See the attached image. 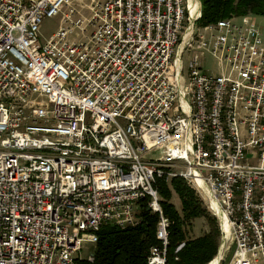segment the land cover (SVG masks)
I'll list each match as a JSON object with an SVG mask.
<instances>
[{
    "label": "built area",
    "instance_id": "obj_1",
    "mask_svg": "<svg viewBox=\"0 0 264 264\" xmlns=\"http://www.w3.org/2000/svg\"><path fill=\"white\" fill-rule=\"evenodd\" d=\"M189 5L0 0V264H79L102 226L139 224L143 200L146 262L170 264L156 180L174 177L224 221L217 264H264V40L251 16L197 25Z\"/></svg>",
    "mask_w": 264,
    "mask_h": 264
},
{
    "label": "trees",
    "instance_id": "obj_2",
    "mask_svg": "<svg viewBox=\"0 0 264 264\" xmlns=\"http://www.w3.org/2000/svg\"><path fill=\"white\" fill-rule=\"evenodd\" d=\"M201 16L198 25L215 23L231 16L253 15L264 17V0H200ZM171 188L165 179L156 180L160 194V205L170 220L168 260L173 262L176 246L184 242V247L177 253L178 261L173 264H206L217 251L219 230L216 222L208 218L201 203L187 183L179 177L170 180ZM172 191L181 203V213L170 202ZM147 202L140 203V222L136 226L120 228L104 225L97 232L96 250L93 262L80 261L79 264H147L146 258L150 247L158 245L155 238L157 215L150 213ZM197 217L207 218L210 233L202 237L187 240L183 226L185 222Z\"/></svg>",
    "mask_w": 264,
    "mask_h": 264
},
{
    "label": "rangeland",
    "instance_id": "obj_3",
    "mask_svg": "<svg viewBox=\"0 0 264 264\" xmlns=\"http://www.w3.org/2000/svg\"><path fill=\"white\" fill-rule=\"evenodd\" d=\"M196 3H195L196 4L195 7H197L198 5L201 7V1L200 0H196ZM247 16H251L252 19L254 17L253 15H250V14H248ZM233 17L237 18V17H240V16H233ZM254 18H255L256 23L258 25L257 27L260 30V34L262 36V39L264 40V21H262L260 19L261 17H254ZM223 19H225V18H223ZM220 20H222V19H220ZM58 24H59V18H57V17L45 19L42 22V25H41V33L45 37H48L49 35H51L57 29ZM186 59H187V54H184L183 57H182L183 66H184V75L186 73V68H185L186 67ZM203 70L211 72V73L219 74L220 67L218 66V63L211 56H209L207 54L205 56L204 60H203ZM169 182H167V185H168L169 188H171V185H170ZM185 182L187 183V181H185ZM187 185L192 190H194L195 196L198 198V200L201 203V207L205 210L206 214L208 215V218H212V219L215 220L216 225H217L218 230H219V235L217 237L218 245H217L216 254L206 264H211L219 256H222V259L225 258V257H228L230 252H231V249H232V245H231L232 238L229 235L226 234L227 230L225 229V227H223L221 215H220L218 209L216 208V210H215V208L212 207L211 200H210L209 196L207 195L206 191H204L202 189H196V188L192 187L188 183H187ZM158 195H159L158 197L161 200L160 194H158ZM144 201L146 202L147 200H144ZM170 202L174 205L175 209H177V211L181 213V211H180L181 210L180 200H179L178 196L173 191H172V197L170 199ZM161 210H162L163 215L167 219H169L164 214L162 206H161ZM150 213L153 214L152 211ZM137 215H139V217H140V205L138 207V214ZM210 228H211V226H210L207 218L197 217V218H195L193 220L185 222V224L183 226V231H184L185 238L187 240H192V239H196V238L202 237V236H204L206 234H209L210 233ZM221 247H222V249H221ZM95 250H96V244L94 246H89V247L86 246L83 249V252H81L82 261L93 262L94 255H95ZM87 255L89 256V259H88V257H86ZM220 262H222V260ZM169 263L170 264L176 263V261L174 260V257H173V262L169 261Z\"/></svg>",
    "mask_w": 264,
    "mask_h": 264
},
{
    "label": "bare ground",
    "instance_id": "obj_4",
    "mask_svg": "<svg viewBox=\"0 0 264 264\" xmlns=\"http://www.w3.org/2000/svg\"><path fill=\"white\" fill-rule=\"evenodd\" d=\"M189 2H190L189 7H190L191 19H193V18L195 17V15H196V9H195V6H196V4H197L198 2L196 3V0H189ZM195 3H196V4H195ZM211 205H212V207L215 208V210H216L215 203H214V202H211ZM221 219H222V218H221ZM222 223H223V227H225V224H224V222H223V219H222ZM226 234H227V233H226ZM218 259H219V257H217L216 260H214L211 264H217Z\"/></svg>",
    "mask_w": 264,
    "mask_h": 264
},
{
    "label": "crops",
    "instance_id": "obj_5",
    "mask_svg": "<svg viewBox=\"0 0 264 264\" xmlns=\"http://www.w3.org/2000/svg\"><path fill=\"white\" fill-rule=\"evenodd\" d=\"M254 17H260V16H254ZM254 17H253V19H254V21L256 22V20H255ZM260 19H261L262 21H264V17H261ZM261 23H262V22H261ZM261 23H260V24H261ZM256 24H257V23H256ZM257 26H258V25H257ZM259 31H260V30H259ZM261 37H262V36H261Z\"/></svg>",
    "mask_w": 264,
    "mask_h": 264
}]
</instances>
